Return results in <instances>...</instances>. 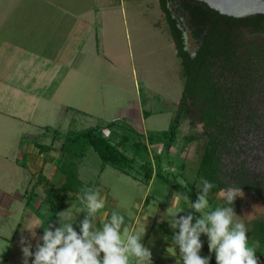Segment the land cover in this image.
I'll use <instances>...</instances> for the list:
<instances>
[{
	"label": "trees",
	"instance_id": "1",
	"mask_svg": "<svg viewBox=\"0 0 264 264\" xmlns=\"http://www.w3.org/2000/svg\"><path fill=\"white\" fill-rule=\"evenodd\" d=\"M158 1L181 65L183 89L175 115L167 129L143 132L133 141L127 134L119 139L114 132L105 134L103 128L116 121L67 132L56 128L50 144L33 141L39 152H45L57 139L61 140L59 169L65 180L59 187L47 180L45 183L47 196L55 195L61 201L60 205L51 202L54 213L50 221L57 217L65 201L77 199L81 203V189L101 190L97 182L80 173V161L90 147L99 154L102 170L111 165L147 182L161 179L193 203L198 198L201 179L208 180L215 185L207 197L213 205L211 211L219 207L217 194L228 187L253 192L264 204V170L258 166L259 154L264 152V14L238 18L199 0ZM170 5L183 21L174 16ZM184 22L192 32L194 51L186 47ZM151 114L145 112V116ZM185 120L201 128L186 134L180 148L193 141L202 146L192 179L185 176L186 159L177 161L173 155V149L180 147L179 129ZM46 130L50 128L46 126ZM155 145H160V150ZM167 166H175L176 171L167 170ZM181 176L186 177V183L180 181ZM41 180L45 178L41 176ZM30 195H37L36 190ZM113 212L110 210L109 215ZM115 212L127 221L124 213ZM248 237L250 245L258 242L256 255L264 264V220L255 221ZM212 264H216L214 259Z\"/></svg>",
	"mask_w": 264,
	"mask_h": 264
},
{
	"label": "rangeland",
	"instance_id": "2",
	"mask_svg": "<svg viewBox=\"0 0 264 264\" xmlns=\"http://www.w3.org/2000/svg\"><path fill=\"white\" fill-rule=\"evenodd\" d=\"M110 2L115 8L110 12L109 23L115 30L116 44H119L122 52L118 71L110 68L108 75L104 73L108 83L106 85L107 81H105L104 86H100L99 89L97 86L98 91L94 93L93 100H89V105L70 108L67 113L58 115L57 120L36 127L26 126L23 122L14 125L0 124V189L6 190L13 196L22 194L24 188L26 190L29 183L26 179L33 174L22 164L26 165L24 155L28 153L27 148L35 146L33 141L50 144L56 128L67 132L116 121L111 127L103 128L105 134L114 132L113 135L117 139L127 134L133 141L143 136V132L165 130L169 127L181 98L183 82L180 60L176 55L175 44L159 1L110 0ZM138 106L141 110L152 112L143 122L128 113L132 111L135 114L134 110ZM46 126L50 131H43L42 128ZM200 129V126L193 127L188 120H185L179 129L180 147L173 149L177 161L181 157L186 159L185 176L189 179L194 177L202 146L199 142L193 141L186 144L183 149L180 148L186 134ZM56 146L58 147V144ZM130 146L128 152L131 154L133 149ZM154 148L160 150L161 146L155 145ZM151 149L153 152V146ZM259 155L258 166H263L264 170V152ZM79 166L83 178L100 185V197L107 196L105 205L109 206L108 210L116 211L111 209L113 207L121 208L119 210L128 216L125 225L132 230L131 222H134L135 227L132 231L141 234L145 232L142 243L145 244L147 241V244L158 252V255L152 258L153 261L158 259L161 264H172L169 263L164 252L166 242L170 244L167 247L168 252L172 253L174 258H178L179 248L174 242L175 233L169 224L172 217L167 211L175 201L172 211L183 210L178 217L192 214L195 223V218L200 217L201 214L191 209V201L185 200L180 193L161 179L147 182L111 165H107L102 170V160L93 147L88 149L86 157L80 161ZM166 169L176 171L175 166H167ZM186 177L181 176L180 181L186 183ZM242 192L243 196H238L233 205L226 203L220 195L221 192L217 194V201L219 207L234 208L236 215L239 216L237 219L245 224L249 236L253 232L255 221L264 220V204L255 193L245 190ZM77 206L76 202L68 201L63 211L72 207V211L79 217L82 209L81 206ZM212 206L209 204L205 213L211 212ZM18 207L20 204L16 208ZM42 213L48 218L52 217L54 211L50 201L42 206L40 214ZM80 218L81 216L73 224L77 232H80L79 223L84 219ZM56 219L52 218L51 223H58ZM98 223L99 220L96 218V227L102 228ZM152 224L156 229L165 231H153L151 237H147ZM55 226L57 227V224ZM175 231L178 232L179 229ZM201 240L203 249L200 254L203 252L205 253L202 254L203 257L211 256V264L213 259L216 262L215 253L209 251L208 237L202 234ZM258 260L261 263L259 257Z\"/></svg>",
	"mask_w": 264,
	"mask_h": 264
},
{
	"label": "crops",
	"instance_id": "3",
	"mask_svg": "<svg viewBox=\"0 0 264 264\" xmlns=\"http://www.w3.org/2000/svg\"><path fill=\"white\" fill-rule=\"evenodd\" d=\"M114 8L110 0H0V124L43 126L70 108L89 105L94 93L107 81L104 73L108 75L110 68L118 71L122 59L117 35L109 23ZM134 111L135 114L128 113L141 122L148 117L145 112H150L139 106ZM42 129L47 131L46 127ZM60 144L57 139L45 152H39L34 145L27 148L24 168L33 174L26 179L29 183L22 194L13 196L0 189V264H23L21 238L31 241L34 252L37 240L29 229L37 238L43 236L44 227L51 221L46 214H40L42 206L49 201L61 204L57 196H47L45 184L47 180L59 187L65 180L59 169ZM35 190L37 195H30ZM103 200L106 202L107 196ZM68 201L84 209L77 199H69L60 206V212ZM108 207L105 205L95 217L101 227L110 221ZM111 209L123 212L121 208ZM68 213L72 223L86 215L81 210L78 217L72 207ZM38 224L44 227L35 228ZM134 225L131 222L132 230ZM153 231L161 230L152 224L147 237ZM144 245L152 258L158 255L147 241ZM169 245H164L169 263L183 264L179 252L178 258L168 252ZM153 264L161 263L156 259Z\"/></svg>",
	"mask_w": 264,
	"mask_h": 264
},
{
	"label": "clouds",
	"instance_id": "4",
	"mask_svg": "<svg viewBox=\"0 0 264 264\" xmlns=\"http://www.w3.org/2000/svg\"><path fill=\"white\" fill-rule=\"evenodd\" d=\"M215 185L206 179H201L197 200L191 202V209L200 213L195 218L192 214L179 216L181 211H172L175 201L168 209L171 215L170 227L174 230V242L179 248L183 264H210L211 256L202 257L203 249L201 235L208 237L210 253H215L216 264H260L256 255V247L249 244L248 230L240 222L233 207H218L214 211L205 213L209 208L207 199L209 192ZM84 204V219L79 223L77 232L67 211L56 214L59 227L49 223L44 227L43 236L37 238L34 230L33 239L37 240L35 251L27 238L20 240L23 253V264H153L152 252L142 243L145 232L137 233L125 225V218L118 212L111 214V219L97 228L95 217L105 207V201L100 197L98 189L85 187L81 189ZM220 195L226 203L233 205L243 192L238 187H228L221 190ZM188 197H185L187 200ZM179 229L178 232L175 230ZM42 241V243H41Z\"/></svg>",
	"mask_w": 264,
	"mask_h": 264
},
{
	"label": "water",
	"instance_id": "5",
	"mask_svg": "<svg viewBox=\"0 0 264 264\" xmlns=\"http://www.w3.org/2000/svg\"><path fill=\"white\" fill-rule=\"evenodd\" d=\"M207 3L211 8L222 14L245 18L257 14H264V0H199ZM171 8V6H170ZM173 8V7H172ZM186 45L195 47L192 32L187 26L184 28ZM194 49V48H193Z\"/></svg>",
	"mask_w": 264,
	"mask_h": 264
},
{
	"label": "flooded vegetation",
	"instance_id": "6",
	"mask_svg": "<svg viewBox=\"0 0 264 264\" xmlns=\"http://www.w3.org/2000/svg\"><path fill=\"white\" fill-rule=\"evenodd\" d=\"M171 6V11L174 13V16L175 17H179L182 21L184 20V18L181 16V14L180 13H178L177 11H176V9L172 6V5H170ZM173 7V8H172ZM183 23V22H182ZM183 25V24H182ZM184 26H187L186 25V23L184 22ZM188 27V26H187ZM193 36V35H192ZM193 40H194V38H193ZM195 42V41H194ZM186 47H188L189 49H191V51H194V49H195V47H193L192 45H186ZM194 48V49H193Z\"/></svg>",
	"mask_w": 264,
	"mask_h": 264
}]
</instances>
